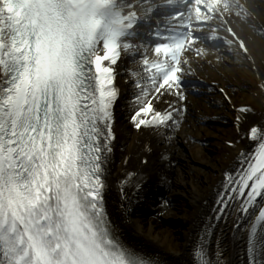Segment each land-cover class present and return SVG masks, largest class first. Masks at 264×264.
Masks as SVG:
<instances>
[{"label": "snow or ice", "instance_id": "1", "mask_svg": "<svg viewBox=\"0 0 264 264\" xmlns=\"http://www.w3.org/2000/svg\"><path fill=\"white\" fill-rule=\"evenodd\" d=\"M254 39L264 42V0H0V264H166L108 209L120 119L171 142L187 78L202 67L247 68L264 92ZM218 92L234 112L236 154L189 264H231L229 221L243 241L238 264H264V120ZM146 177L120 180L127 216L147 196Z\"/></svg>", "mask_w": 264, "mask_h": 264}, {"label": "bare ground", "instance_id": "2", "mask_svg": "<svg viewBox=\"0 0 264 264\" xmlns=\"http://www.w3.org/2000/svg\"><path fill=\"white\" fill-rule=\"evenodd\" d=\"M249 46L253 48L254 54H256L257 63L259 64L261 61H264V42L254 39L249 42ZM197 77L202 79L209 78L211 81H218L226 86L231 84H234V86L238 85L239 92L238 94H234V102L237 101L236 103L238 105L248 103L251 104L255 110H263L261 100L255 98L259 97L262 93L256 89V84L258 83L256 74L250 70L247 71V68L237 66L229 67L227 65H220L213 68L202 67L194 75V79ZM205 92L206 94L204 93L203 96L196 97H193L189 93L190 102H188V111L184 119L185 122L177 132L176 139H172L171 142H168L159 138L156 141L157 147H159L160 151L165 150L166 146L169 148L168 152L171 153V162H176L178 160V165L181 156L183 155L186 157L185 159L187 160V164L180 165L176 170L172 167V170L167 168L170 171L165 174L168 173V177L174 180L172 182L173 185L171 184V190L173 197L181 202L180 207H185V204H188V210L192 205L191 209L189 212L181 210L178 211L173 208V205H169V208L167 207L164 210L159 222L152 221L151 219L148 221L138 220L132 225L134 233L142 236L145 239L144 243L148 245L150 244L149 247L151 249H155L159 252H169L166 253L167 255L172 253L176 256V258L181 257L188 259L191 257L190 251L192 242H189L191 224H189L188 228L183 226L169 227L168 221L172 219L180 220L183 218H188L190 221L194 216L196 220H199V216L204 213V210H202V208L205 207L203 202L209 201V192L214 189V185L219 179L221 170L231 163L232 158L236 154L235 151H230L228 146L225 144L228 139L234 137L233 123H229L228 121V117H232V112L230 109L228 110L225 103L219 102L218 97H215L216 95L213 93L209 94L207 90ZM201 117L204 120H208V124L213 126L212 130H206L204 127H201L202 125L196 124L197 118ZM255 119L256 116H253V120ZM122 126V147H124L125 153H130L134 142L136 143V140L138 142L142 141L144 138H138L141 136L132 132L131 129L125 125V123H123ZM187 136H190V138L194 139L195 142H200V139L205 141L204 138H206V141H208L206 143L211 145L208 148V158L204 160L205 163L202 165L205 169L209 171L211 170L210 175H201L200 179L193 178V171L195 175L198 173V170L194 166L189 167L191 175L188 172L186 175H183L184 173L182 169L188 167L186 165L190 162L188 155L190 154V157L193 159L195 156L203 157L202 153L207 150H202L199 143L198 145H195V142L193 143L188 141V151H185L184 147L181 146L180 143L186 140ZM148 137L154 138V140L157 138L156 136L153 137L150 135H148ZM196 162H198L197 159ZM131 163L132 160L126 167H123L121 164V169L119 171L115 169L116 175L119 176L117 178H123L121 176L122 170L125 169L128 171L131 167ZM162 168L163 162H158L155 166L156 171H161L163 170ZM126 218L129 217L126 216L125 219ZM228 225L229 224H224L221 226L226 257L229 261H231V264H238V261L242 256V251L240 250L241 241L239 239L234 240L230 237ZM177 229L180 231H176Z\"/></svg>", "mask_w": 264, "mask_h": 264}, {"label": "rangeland", "instance_id": "3", "mask_svg": "<svg viewBox=\"0 0 264 264\" xmlns=\"http://www.w3.org/2000/svg\"><path fill=\"white\" fill-rule=\"evenodd\" d=\"M209 146H211V145H209ZM209 146L208 147H202L204 150H206L205 152H203L202 154V156L203 157H196L197 158V160H198V162H196V159L194 160L193 158L192 159H189V164L190 165H188V167H186V168H184V174L183 175H186L187 174V172L188 173H190V175H191V172H190V170H189V167H191V166H194V167H196V169L198 170V173L195 175V173H194V171H193V174H194V177L193 178H197V179H200V176L201 175H210V171L209 170H207V169H205L204 167H202V165H203V163H205V161L204 160H206L207 158H208V154H209ZM201 161V162H200ZM186 169V170H185ZM192 169V168H191ZM180 205H181V202L180 201H178L177 203H176V205L174 206V208L175 209H178V211H188L189 212V210H188V208H189V205L188 204H185V207L184 206H181L180 207ZM185 219V218H184ZM183 219V220H184ZM175 220V219H174ZM169 222V227L172 225L171 224V222L170 221H168ZM173 222V221H172ZM184 226V225H183ZM176 231H180V230H176Z\"/></svg>", "mask_w": 264, "mask_h": 264}]
</instances>
